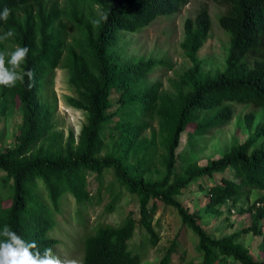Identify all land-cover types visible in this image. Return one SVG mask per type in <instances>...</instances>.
Listing matches in <instances>:
<instances>
[{
  "label": "trees",
  "instance_id": "1",
  "mask_svg": "<svg viewBox=\"0 0 264 264\" xmlns=\"http://www.w3.org/2000/svg\"><path fill=\"white\" fill-rule=\"evenodd\" d=\"M190 1L92 0L99 15L93 26H85L81 43L68 48L67 57L68 82L77 93L72 105L86 112V122L75 145L68 141L61 149L44 150L38 143L47 136L50 113L47 101L39 97L64 51L61 32L53 30L60 11L44 6V0H0V10H11L7 22L0 21V33L11 28L16 46L30 48L22 68L34 72L31 88L25 83L7 91L10 102L22 112V127L13 145L0 150V188L5 192L0 193V227L9 224L25 240H35L41 251L51 247L55 252L60 241L49 236L55 227L52 210L59 211L60 200L66 195L77 204L90 200L86 176L102 181L103 173L111 170L119 186L136 197L138 219L129 214L118 228L99 225L93 235L84 238L81 264H140L139 255L128 249V241L140 227L150 244H157L159 238L152 225L157 202L173 208L197 237L198 264H227L229 260L264 264V257L256 260L240 242L242 235L262 234L259 223L264 220V194L250 205L248 202L253 191L264 192V119L246 141L205 166L184 159L178 170L176 153L181 135L191 124L200 134L211 125L229 122L231 104L264 109V0H208L224 8L218 24L230 35V51L214 76H203L196 58L211 30L208 10L201 7L193 18L186 19L181 46L193 66L179 80L186 91L173 96H159L157 84L140 92L137 85L153 62H122L113 49L119 35L134 34L158 18L175 15ZM113 93L118 95L115 103ZM202 114L210 116L199 119ZM155 118L164 170L158 179L151 180L145 177L148 168L144 158L135 163L127 159L134 149L138 153L144 150L146 140L139 137ZM205 119L208 121L203 124ZM253 119V113L246 116L247 128ZM105 139L114 140L119 154L113 151L99 157ZM226 170L231 171L232 179L221 178L208 188L204 193L207 203L199 211L191 213L177 200L197 180H212ZM39 184L48 202L39 199ZM118 195L106 206L107 212L114 209ZM228 202L238 206V212L250 215V227L223 237L208 234L198 224L202 213L219 217L221 207ZM173 252L174 244L159 264H170Z\"/></svg>",
  "mask_w": 264,
  "mask_h": 264
},
{
  "label": "rangeland",
  "instance_id": "2",
  "mask_svg": "<svg viewBox=\"0 0 264 264\" xmlns=\"http://www.w3.org/2000/svg\"><path fill=\"white\" fill-rule=\"evenodd\" d=\"M43 5L47 8L55 6L60 11V17L54 22L53 30L61 32V39L64 42L61 60L52 71V76L45 81L39 97L49 104L50 114L47 136L38 143V146L44 150L48 148L56 150L61 149L68 141H73L75 145L80 130L86 122V112L72 105L77 93L68 82V48L81 43L85 26L88 23L93 26V19L99 15V7L92 0H44ZM201 7L208 10L211 30L207 40L197 52L200 71L203 76H214L221 71L230 51V35L218 24L224 8L208 0H191L175 15L158 18L134 34L119 35V40L113 49L120 61L130 64L151 61L154 64L146 78L139 81L137 87L140 92L153 84L158 85L159 96H173L179 91H186L181 87L179 80L193 64L181 46L184 40V22L188 18H193ZM74 12L76 15H73ZM15 46L14 40L10 39L0 44V50H12ZM8 89L0 87V150L13 145L14 137L19 134L22 127V112L18 106L10 102ZM117 98L118 95L113 93L114 103ZM231 109L232 118L229 122L211 125L200 134L194 131L195 124H191L181 135L176 150L178 170L184 159L191 163L195 162L198 166H205L209 161L222 157L232 146L246 141L256 125L264 119V109H253L247 105L237 104H231ZM249 113L254 114L250 129L245 123ZM209 116L202 114L199 119ZM116 120L117 117L114 118V121ZM207 121L205 119L202 122L205 124ZM139 139L146 140L144 150L138 153L134 149L129 154L127 162L135 163L144 158L148 168L145 177L156 180L164 170L162 162L164 150L160 144L161 137L156 118L149 123L148 129L142 132ZM103 141L99 157L113 151L119 154L120 151L115 147L114 140ZM2 175L3 173H0V178ZM221 178L232 179L231 171L226 170L220 175H215L212 180L206 177L197 180L177 197V200L186 205L191 213L197 212L207 203L205 191L218 184ZM86 184L90 200L77 204L72 196L66 195L60 200L59 211L52 210L55 227L49 232V236L60 241L55 252L62 258H79L82 261L84 238L93 235L99 225L118 228L126 221L129 214L138 219L136 197L129 195L119 186L113 171L104 172L102 181H98L94 175H88ZM201 188L204 191H201ZM0 193L5 194L2 188ZM37 193L39 199L48 202L41 184L37 187ZM117 193L119 195L114 209L112 212H107L106 206ZM263 194L264 192L261 191H253L248 204L250 205ZM157 205V212L152 218L153 228L159 238L157 244L152 246L146 232L137 227L133 237L128 241L130 252L139 255L140 264H159L174 244L170 264L200 263L201 255L196 247L195 234L182 224L173 208L165 207L160 202H157ZM221 212L219 217L202 213L198 224L215 237L239 232L251 225L250 215L238 212V206H232L229 202L221 207ZM259 226L264 235V220L260 221ZM262 234L249 233L240 237V242L250 250L256 260L264 257V252H261L264 244ZM227 264L234 263L229 260Z\"/></svg>",
  "mask_w": 264,
  "mask_h": 264
},
{
  "label": "clouds",
  "instance_id": "3",
  "mask_svg": "<svg viewBox=\"0 0 264 264\" xmlns=\"http://www.w3.org/2000/svg\"><path fill=\"white\" fill-rule=\"evenodd\" d=\"M10 15L11 10L3 8L0 10V21L6 23ZM94 23L99 24L100 21ZM14 37L15 31L9 28L0 33V44ZM29 52V47L19 45L12 50H0V87L14 88L25 83L32 87L34 72L22 68ZM0 264H81V261L79 258H62L51 247L41 251L35 240H25L9 224H4L0 227Z\"/></svg>",
  "mask_w": 264,
  "mask_h": 264
}]
</instances>
